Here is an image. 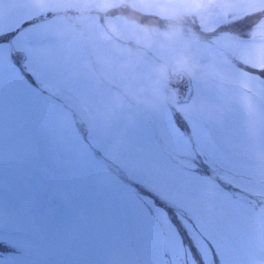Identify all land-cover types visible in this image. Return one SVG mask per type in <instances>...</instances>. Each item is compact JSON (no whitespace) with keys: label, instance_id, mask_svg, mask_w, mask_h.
<instances>
[{"label":"snow or ice","instance_id":"snow-or-ice-1","mask_svg":"<svg viewBox=\"0 0 264 264\" xmlns=\"http://www.w3.org/2000/svg\"><path fill=\"white\" fill-rule=\"evenodd\" d=\"M33 21L11 39L0 21V264H264V78L249 77L232 102L216 81L194 79L190 118L133 137L162 195L109 176L91 136L63 145L45 112L53 65L24 40L47 39ZM209 95L218 107L204 111Z\"/></svg>","mask_w":264,"mask_h":264},{"label":"rangeland","instance_id":"rangeland-1","mask_svg":"<svg viewBox=\"0 0 264 264\" xmlns=\"http://www.w3.org/2000/svg\"><path fill=\"white\" fill-rule=\"evenodd\" d=\"M248 15L257 19L251 26ZM31 17L48 34L24 40L43 49L53 65L45 112L63 145L91 136L95 146L86 147L104 150L109 176L126 173L162 195L145 174L144 149L133 137L174 117L190 118L194 79L216 81L232 102L249 77L264 78V45L253 48L264 31V0H12L0 8L9 39ZM177 70L187 87L178 84ZM199 99L204 111L218 107L212 95ZM175 159L179 168L191 165L186 157ZM224 178L233 179L230 173Z\"/></svg>","mask_w":264,"mask_h":264},{"label":"trees","instance_id":"trees-1","mask_svg":"<svg viewBox=\"0 0 264 264\" xmlns=\"http://www.w3.org/2000/svg\"><path fill=\"white\" fill-rule=\"evenodd\" d=\"M137 19H139V20H141V21H144V20H142L141 16H139V14H138V16H137ZM144 19H145V18H144Z\"/></svg>","mask_w":264,"mask_h":264}]
</instances>
